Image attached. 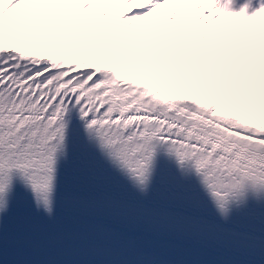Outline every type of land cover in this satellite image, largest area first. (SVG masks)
I'll return each instance as SVG.
<instances>
[{
  "label": "snow or ice",
  "instance_id": "snow-or-ice-1",
  "mask_svg": "<svg viewBox=\"0 0 264 264\" xmlns=\"http://www.w3.org/2000/svg\"><path fill=\"white\" fill-rule=\"evenodd\" d=\"M21 200L205 238L251 217L232 236L264 251V0H0V221Z\"/></svg>",
  "mask_w": 264,
  "mask_h": 264
}]
</instances>
